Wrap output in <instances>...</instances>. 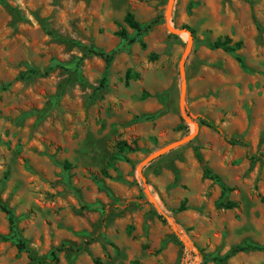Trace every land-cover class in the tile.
<instances>
[{"label": "rangeland", "instance_id": "1", "mask_svg": "<svg viewBox=\"0 0 264 264\" xmlns=\"http://www.w3.org/2000/svg\"><path fill=\"white\" fill-rule=\"evenodd\" d=\"M168 6L0 0V202L16 232L0 210V235L12 236L0 264H31L18 240L46 264H264V251L212 261L264 247V156L249 158L264 150V0H173L169 24ZM127 12L158 20L130 45L115 35L135 37ZM185 27L182 102L189 36L171 30ZM225 36L242 42L243 66L205 46ZM88 48L115 52L110 65ZM128 69L137 78L126 84ZM193 141L218 182L204 178ZM62 245L74 249L52 262Z\"/></svg>", "mask_w": 264, "mask_h": 264}, {"label": "trees", "instance_id": "2", "mask_svg": "<svg viewBox=\"0 0 264 264\" xmlns=\"http://www.w3.org/2000/svg\"><path fill=\"white\" fill-rule=\"evenodd\" d=\"M123 22L128 28L135 31V37L129 38L126 30L123 28L119 29L115 33V35L117 37L121 38L122 40H125L126 43L130 45V44H133L136 41H138L139 38L142 37L144 34L148 33L152 29V27L158 23V20L155 19V20H152L145 25H141L139 22L136 21L133 13L127 12L123 18ZM184 29L186 31H188L191 35H193V31L190 28L185 27ZM139 43H140L142 48L145 47L142 42H139ZM242 45L243 44L241 41L233 42L232 39L229 38L228 36H225L223 38H218L212 43H207V42L205 43V46L207 48H209L210 50L220 49V50H223L224 52L234 54L236 61L241 66H243L242 59L238 54H236V52L242 48ZM88 52L100 57L104 61L106 67H108L110 65V63L113 60L114 54H115V52H113V51L109 52V53H104V52L95 51L92 48H88ZM132 77L137 78V75H132L131 71L128 69L125 73L126 84L128 83V81ZM104 81H105V79L102 80V82H104ZM200 121L204 126L210 128L213 131H215L216 133L222 135L228 144H230V145H244L247 148L249 147V144L245 140H243L241 137H237V136L226 137L222 134V131L220 130V128L218 126L214 125L212 122L205 120V119H201ZM135 144L136 143L134 142L133 147H132L126 141H118L115 144V148L119 152H132L136 149ZM191 146L193 148V153H194L196 160L198 161V163L202 167V172H203L204 178L210 179V180H215L218 182L219 181L218 176H216L212 173L210 168L207 166V164L203 160L201 153L199 151V147L196 144V142L195 141L191 142ZM261 156H264V150L259 152L258 154H254V155L249 156V158L251 160H256ZM181 207H183V203H182ZM0 210L7 216L10 231L14 235L16 233L15 232V218H14V214H13L12 210L9 209L2 202H0ZM11 238H12V236L8 237V236L0 235L1 241H5V240L11 239ZM17 247L20 251H24L27 254V257L31 261V264H46V262H47L46 260H39L38 258H36L33 251L27 247V245L24 241L18 240L17 241ZM65 247H66L65 245H62L61 247L56 248L51 253V261L52 262L56 263L58 261L57 253L63 251L64 249H74L71 246H69L68 248H65ZM245 251H264V247L255 246V245L233 246L223 257H214V258H212V261L217 262V263H223L231 255L239 253V252H245ZM131 264H139V262L133 261Z\"/></svg>", "mask_w": 264, "mask_h": 264}, {"label": "water", "instance_id": "3", "mask_svg": "<svg viewBox=\"0 0 264 264\" xmlns=\"http://www.w3.org/2000/svg\"><path fill=\"white\" fill-rule=\"evenodd\" d=\"M172 4H173V0H169V6H168V14H167V24H169L170 22V14H171V9H172ZM169 27V26H168ZM171 32L173 33H179V32H185L188 34L189 36V40L187 42V46H186V49L183 53V56H182V59L180 61V65H179V69H180V79H181V101L183 102V99H184V95H185V91H186V82H185V70H184V61L185 59L187 58L190 50H191V43H192V36L191 34L186 31V30H181V31H173L171 30ZM181 110L183 111V106L181 108ZM195 136V132H193L189 137H187L186 139L184 140H181V141H178L170 146H167L161 150H159L158 152L154 153L151 157L147 158L144 160V163H147L149 162L150 160L160 156L161 154H163L164 152L172 149V148H175L181 144H184V143H187L189 142L190 140H192Z\"/></svg>", "mask_w": 264, "mask_h": 264}]
</instances>
